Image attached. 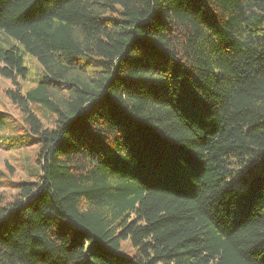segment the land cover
<instances>
[{
    "label": "trees",
    "instance_id": "obj_1",
    "mask_svg": "<svg viewBox=\"0 0 264 264\" xmlns=\"http://www.w3.org/2000/svg\"><path fill=\"white\" fill-rule=\"evenodd\" d=\"M0 29L1 76L41 68L6 91L39 171L0 264H264V0H0Z\"/></svg>",
    "mask_w": 264,
    "mask_h": 264
},
{
    "label": "rangeland",
    "instance_id": "obj_2",
    "mask_svg": "<svg viewBox=\"0 0 264 264\" xmlns=\"http://www.w3.org/2000/svg\"><path fill=\"white\" fill-rule=\"evenodd\" d=\"M11 43H14L13 38L0 29V47L5 48ZM25 65L28 73L24 78L16 77L11 80L0 75V111L5 114V123L0 129V195L4 200L12 198L19 181L35 179L39 171L36 162L37 144L27 135L21 110L6 94L8 89L24 93L34 84L41 71L40 65L29 55L25 57ZM37 115L44 126L53 125L54 116L47 110L40 107ZM121 251L125 255L134 252L128 239L121 241Z\"/></svg>",
    "mask_w": 264,
    "mask_h": 264
}]
</instances>
